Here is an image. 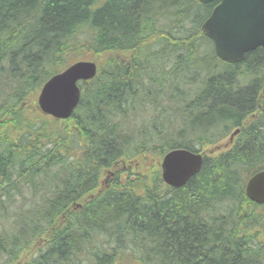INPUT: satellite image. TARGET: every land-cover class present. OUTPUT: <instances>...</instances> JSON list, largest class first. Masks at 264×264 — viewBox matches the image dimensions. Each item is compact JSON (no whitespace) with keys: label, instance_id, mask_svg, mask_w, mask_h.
<instances>
[{"label":"trees","instance_id":"1","mask_svg":"<svg viewBox=\"0 0 264 264\" xmlns=\"http://www.w3.org/2000/svg\"><path fill=\"white\" fill-rule=\"evenodd\" d=\"M216 5L0 0V264H264L244 190L264 170V48L221 62L202 32ZM83 52L98 73L78 108L45 117L41 87ZM178 148L204 162L173 189Z\"/></svg>","mask_w":264,"mask_h":264},{"label":"water","instance_id":"2","mask_svg":"<svg viewBox=\"0 0 264 264\" xmlns=\"http://www.w3.org/2000/svg\"><path fill=\"white\" fill-rule=\"evenodd\" d=\"M215 1L219 4L203 23L202 31L213 41L221 61L239 64L245 61L246 54L264 48V0H199L205 5ZM96 74L94 62L78 61L53 76L39 94L40 110L57 119L70 118L80 103L77 82L91 80ZM202 165L201 154L187 149L171 150L161 162L162 179L173 188H181L201 171ZM245 194L252 203L264 204V170L247 181Z\"/></svg>","mask_w":264,"mask_h":264},{"label":"rangeland","instance_id":"3","mask_svg":"<svg viewBox=\"0 0 264 264\" xmlns=\"http://www.w3.org/2000/svg\"><path fill=\"white\" fill-rule=\"evenodd\" d=\"M82 56H83V58H88V55L85 53V52H83L82 53ZM82 59V58H81ZM185 85L184 84H182V87H184ZM168 119V118H167ZM176 124H177V127H182L183 126V120L181 119V118H178L177 120H176ZM161 126H163V124H160ZM228 140H229V137L228 138H226V139H224L223 141H221L219 144H220V146H221V148H223V146H225V144L228 142ZM231 147L228 145V146H226V148L224 149V150H228V149H230ZM223 151V150H222Z\"/></svg>","mask_w":264,"mask_h":264},{"label":"bare ground","instance_id":"4","mask_svg":"<svg viewBox=\"0 0 264 264\" xmlns=\"http://www.w3.org/2000/svg\"><path fill=\"white\" fill-rule=\"evenodd\" d=\"M127 122V121H126ZM156 125V124H155ZM79 126V125H78ZM153 130V129H152ZM137 135V134H136Z\"/></svg>","mask_w":264,"mask_h":264}]
</instances>
